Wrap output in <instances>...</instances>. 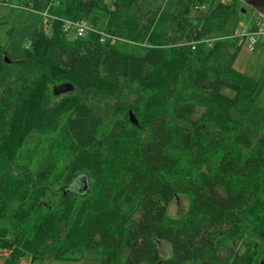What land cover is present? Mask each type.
Masks as SVG:
<instances>
[{"label": "trees", "instance_id": "16d2710c", "mask_svg": "<svg viewBox=\"0 0 264 264\" xmlns=\"http://www.w3.org/2000/svg\"><path fill=\"white\" fill-rule=\"evenodd\" d=\"M5 1L91 30L38 15L0 94L3 264L100 250H126L122 264H264V131L245 122L262 82L233 68L241 40L213 38L240 0ZM4 55L0 42V74ZM63 83L73 90L54 93ZM32 133L55 135L33 168L18 157ZM178 195L187 208L172 217Z\"/></svg>", "mask_w": 264, "mask_h": 264}, {"label": "rangeland", "instance_id": "374dc122", "mask_svg": "<svg viewBox=\"0 0 264 264\" xmlns=\"http://www.w3.org/2000/svg\"><path fill=\"white\" fill-rule=\"evenodd\" d=\"M210 2L211 0H205V6L208 7ZM9 10L10 9L7 5L0 6V12H11L7 18L3 19L4 23H0V42L4 45L5 50L9 53V55L13 57V59L8 57L11 61L3 64L0 74V94L8 80L11 78L14 64L23 59V51L26 46L27 39L34 27L39 23L38 15L30 10ZM16 14L19 15V18L15 17ZM252 14L253 9L240 1L237 13L228 19L223 29L213 33V38H217L216 36L230 37L232 34H236L237 28L250 26ZM100 16L99 22H102L105 16ZM121 40L126 41L124 38H121ZM118 45L124 50L134 51L138 48V45H133L128 41H126V44L120 43ZM255 64L252 62L249 64L251 67L250 70H258V73L261 76L256 78L262 82V85L257 93L254 106L245 118V122L252 127V137L254 139H256L264 131V69H256L257 65ZM23 142L24 143L19 148L18 157L22 164L33 168V164L39 159H42L44 153H46V155L51 153L55 142V135L39 137V135L32 133L27 136ZM59 165L62 167L61 161ZM3 166L4 164L0 163V173ZM59 175L60 174L55 175V180H59ZM187 204V197L183 195L176 196L173 202L169 205L168 214L172 217L181 215L186 210ZM257 208L258 207H256V210ZM160 248L162 250L161 253L163 257L169 254V247L166 243L161 244ZM10 250L11 249L8 250L7 248L0 247V264H3L5 257L8 256ZM102 256L103 251L100 250L87 253L83 259L77 261L52 258L32 261L29 254H24L19 260V264H122L126 256V250L116 260L104 262ZM261 257L264 258V243L258 246L256 260L258 261Z\"/></svg>", "mask_w": 264, "mask_h": 264}, {"label": "built area", "instance_id": "2783aa9c", "mask_svg": "<svg viewBox=\"0 0 264 264\" xmlns=\"http://www.w3.org/2000/svg\"><path fill=\"white\" fill-rule=\"evenodd\" d=\"M8 5V3L5 0H0V5ZM28 10L33 11L35 14L42 16L43 18H47L49 20H60L62 22V28L65 31L71 30V32H74L77 36H82L87 30H91V27L84 19H67V18H59L56 16H52L47 13V11H41L37 10L33 7H28ZM253 23V24H252ZM251 27H242L237 28L236 34H233L232 36L244 41L245 43L251 44L255 41V36H260L262 39H264V16L256 11L253 12L251 16ZM102 36L106 37H113L109 34L99 32Z\"/></svg>", "mask_w": 264, "mask_h": 264}, {"label": "crops", "instance_id": "0c3cea01", "mask_svg": "<svg viewBox=\"0 0 264 264\" xmlns=\"http://www.w3.org/2000/svg\"><path fill=\"white\" fill-rule=\"evenodd\" d=\"M8 5L11 7L17 6L15 4H8ZM1 6H4V5L1 4ZM26 10H28V9L26 8ZM251 26L252 25L247 26V27H251ZM216 37L221 38L224 36H216ZM240 43H241V46H240L239 51L236 55V58L234 59L233 68L238 72L245 73V74H247L251 77H254V78L261 76L258 73V70L252 69L253 70V72H252V70H250L251 67L249 66V64L251 62L253 64L256 63L255 64V65H257L256 69L257 68L264 69V39H262L260 36H255V41L252 42L251 44L245 43L244 41H240Z\"/></svg>", "mask_w": 264, "mask_h": 264}, {"label": "water", "instance_id": "95a60500", "mask_svg": "<svg viewBox=\"0 0 264 264\" xmlns=\"http://www.w3.org/2000/svg\"><path fill=\"white\" fill-rule=\"evenodd\" d=\"M240 1H242L243 3L248 5L250 8H252L254 11H256V12H258L264 16V0H240ZM10 61L11 60L8 58V56L4 55V62H10ZM57 87L59 88V91L56 90V89H58ZM73 88H74V86L71 83H63L59 86H55L53 88V90H54V93H57V92L64 93V92H68V91L73 90ZM130 116H132V115H130ZM131 118L134 121L133 116ZM83 178H84V180H86L85 177H80L76 180V181H78V183H79L78 186L80 188H82V187L86 188V183L83 184L81 181V179H83ZM76 181H75V184H76ZM81 185H83V186H81Z\"/></svg>", "mask_w": 264, "mask_h": 264}]
</instances>
